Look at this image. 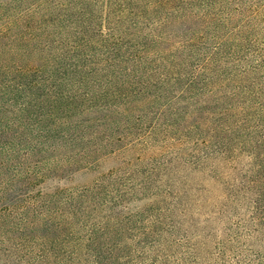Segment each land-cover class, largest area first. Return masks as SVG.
Masks as SVG:
<instances>
[{
	"label": "trees",
	"instance_id": "obj_1",
	"mask_svg": "<svg viewBox=\"0 0 264 264\" xmlns=\"http://www.w3.org/2000/svg\"><path fill=\"white\" fill-rule=\"evenodd\" d=\"M0 264H264V0H0Z\"/></svg>",
	"mask_w": 264,
	"mask_h": 264
},
{
	"label": "rangeland",
	"instance_id": "obj_2",
	"mask_svg": "<svg viewBox=\"0 0 264 264\" xmlns=\"http://www.w3.org/2000/svg\"><path fill=\"white\" fill-rule=\"evenodd\" d=\"M103 162V161H102ZM115 164L114 160L107 159L103 162L102 166L104 170L110 169ZM93 179V174L91 172H79L75 173L65 179H56L54 181H50L47 183L49 187L56 186H67V187H79L83 185H88L91 183Z\"/></svg>",
	"mask_w": 264,
	"mask_h": 264
}]
</instances>
